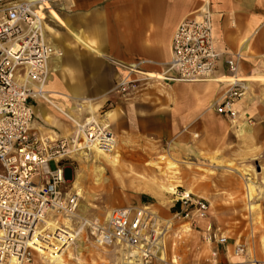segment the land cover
Wrapping results in <instances>:
<instances>
[{"label": "built area", "instance_id": "2783aa9c", "mask_svg": "<svg viewBox=\"0 0 264 264\" xmlns=\"http://www.w3.org/2000/svg\"><path fill=\"white\" fill-rule=\"evenodd\" d=\"M38 7L28 0H0V264H30L37 252L27 248L29 238L49 216L76 217L81 199L78 190L67 192L69 181L63 164L77 154L72 143L77 132L70 141L53 140L34 126L33 104H37L39 93L32 85L45 84L48 62L57 55L48 38L33 31ZM171 52L167 67L171 80L194 83L214 75L222 55L215 48L212 14L207 8L198 17L182 20L172 37ZM238 61V57L227 61L229 74L237 71ZM141 81L146 80L125 77L113 92L127 97L136 92ZM241 96L239 85L232 87L217 112L235 118ZM105 126L83 123L82 132L78 130L80 143L111 151L116 137L110 126ZM171 196L170 219L151 206H128L113 209L102 218L84 219L83 227L94 246L116 249L125 264H177L167 259L166 240L173 237L172 245L184 242L187 224L209 251L195 264H220V256L227 254L230 245L233 257H247V240L238 237L230 244L224 230L211 221V205L206 199L184 188H176ZM59 232L65 234L60 241L72 239L63 226L53 235ZM249 264L260 262L254 258Z\"/></svg>", "mask_w": 264, "mask_h": 264}, {"label": "rangeland", "instance_id": "374dc122", "mask_svg": "<svg viewBox=\"0 0 264 264\" xmlns=\"http://www.w3.org/2000/svg\"><path fill=\"white\" fill-rule=\"evenodd\" d=\"M70 1L72 0H69V4H67L65 0H61V5L56 7V11L66 21L67 14L71 19L77 17V9L73 6L74 3L72 7L68 6ZM61 32L58 30L55 36ZM66 42L74 44L70 39H67ZM61 48L64 52V57H73L72 54L77 52V47L74 50L67 51V49H63L64 45L62 44ZM261 61L255 68L257 72L264 73V56L261 57ZM125 77L126 74L124 76L119 74L116 83ZM171 84L168 82L141 81L137 83L136 92L127 97H122L112 90V95H115L118 99V105L113 103V101L107 104L106 102L98 103L97 116L99 118L103 119L109 112L115 114L114 117L108 120L106 125L110 126L117 139L118 143L115 150L120 155L119 160L121 163L120 166L113 169L102 162L96 165L86 163L76 154L71 159L63 162L67 168V179L69 181L67 183V192H73L77 189L81 191L76 217L73 218L74 230L78 231L79 228L83 227L84 221L81 220V217L84 219L102 218L113 209L128 206H151V209L159 213L164 219H170L173 214L171 208L173 197L171 195H166L163 198L154 197L143 193L144 185L142 181H144L143 179L150 181L153 177L159 178L166 165L159 164L161 169L156 170L154 167L147 166V164H155L159 162L158 157L167 155L169 143L173 141L176 143H190L196 147H193V149L200 155L201 160L198 162L193 159L192 162H196L197 165L190 167L179 164L178 171L180 174L178 183H175V185L179 184L180 187L178 188H184L187 191H191L194 195L212 202L211 221L224 230L226 236L230 239V244L238 237L245 238L249 243L248 255L245 259L252 261L256 258L259 262L264 263L262 243L264 239V198L258 201L253 200L251 204L255 209L249 210L250 204L247 198L245 181L239 175L248 173L258 184L262 183L264 176L261 174L264 168V84L244 83L239 85L242 95L248 94L252 101H243L244 97L241 96L236 102L237 116L235 118H228L217 112V108L224 98L221 95L219 103L213 111L218 117L215 122L217 125L216 129L222 135H213L208 138V143L203 140L201 134L198 139H194L193 135L188 133L192 129L182 134V127L177 128L176 121H168L172 127V135L164 137L161 141L149 138L142 144L140 138H128L125 135V129L130 127L131 121L126 116L128 114L130 116L135 107L145 105L148 101H157L159 98H164L166 101L164 104L166 106L165 112L170 110L169 107L174 106L171 102V98L174 95L170 87ZM225 91H227V88L223 89V93ZM33 106H37V104L34 103ZM242 114H244L243 117ZM77 116L74 115V117ZM79 117L82 120L81 122L85 123V118H88V115L86 112H82ZM36 120L45 128L42 134L53 140L59 139L56 138L54 133H51L52 131L59 138L67 139L68 141L75 137L74 124L64 117L58 119V124H63L64 127L62 125L61 127H51L45 125L37 118ZM244 122L252 127V133L240 136V125ZM211 144H213L212 147H217L214 151L208 152L201 148L210 147ZM174 148L178 151L177 147ZM96 166L104 168L102 177L108 178V183L105 184L102 181L96 183L95 179L98 176ZM51 167L54 168V163L51 164ZM228 168L232 169L233 172L229 171ZM76 175L80 176L77 185L73 183ZM221 182L232 183L235 187L234 190L231 192L222 191L218 185ZM86 194H96L97 200L92 203L85 202ZM220 206L225 209L223 211L218 210ZM186 227H190V225L187 224L183 230L186 231ZM63 228L66 229L64 226ZM66 231L74 234L68 229ZM183 236L184 242H181L180 245H172L175 242L173 237L166 240L168 261L173 260L177 264H195L202 261L209 254L208 249L201 245L198 233L192 231L184 233ZM78 246L82 249L80 262L77 263V261L65 255V264H117L119 256L122 260L120 252L116 249H100L94 246L87 228H84V233L80 234L79 238L74 241L69 252L74 253V249ZM198 247L201 248L199 249ZM34 255V260L30 264H43L38 254Z\"/></svg>", "mask_w": 264, "mask_h": 264}, {"label": "crops", "instance_id": "0c3cea01", "mask_svg": "<svg viewBox=\"0 0 264 264\" xmlns=\"http://www.w3.org/2000/svg\"><path fill=\"white\" fill-rule=\"evenodd\" d=\"M65 2L69 4V0ZM72 4L77 17L71 19L67 14V21L93 43L100 55L77 47L72 58H63L65 81L96 103L113 101L118 105V99L112 95L113 86L119 74H126L118 64H136L143 71L164 73L172 58L171 41L177 27L182 20L199 16L205 8L212 14L215 48L222 55L213 77L229 76L227 61L240 54L245 56H240L238 67L249 72L256 70L264 56V0H72L68 6ZM168 83H172L174 106L165 112L166 101L159 98L135 107L131 118L126 116L131 121L125 129L128 138H140L142 144L149 138L161 141L172 135L168 121H176L182 134L191 129V135L201 134L206 143L213 135H222L216 129L218 117L210 107L220 99L224 86L206 89L202 84ZM212 146L201 148L210 152L217 148ZM218 185L226 192L235 188L228 182ZM206 200L212 208L213 203ZM224 209L220 206L218 210ZM219 263L249 261L233 257L230 245Z\"/></svg>", "mask_w": 264, "mask_h": 264}, {"label": "bare ground", "instance_id": "6f19581e", "mask_svg": "<svg viewBox=\"0 0 264 264\" xmlns=\"http://www.w3.org/2000/svg\"><path fill=\"white\" fill-rule=\"evenodd\" d=\"M38 4L40 7L37 8L35 13L36 20L33 23V31L40 32L44 38H48V42L53 46V48L57 51V55L52 57L48 62V77L44 85H32V89L35 93H39L36 96L37 99V106L33 107L34 114L38 120H41L45 125L51 127H64L63 124H58V119L64 117L71 121L75 127V132H77V137L72 140V143L75 144V152L76 155L80 156L83 161L86 163H91L93 165L100 164V162L105 163L107 166L116 169L120 166V155L115 150L117 147V139L113 145V149L109 152L103 151L101 149L95 148V146H85L84 144L80 143V133L82 132V125L79 116L82 112H86L88 118H85L87 125L95 124L99 127L105 126L108 120L111 117H114L113 112L107 113L105 117L99 118L97 116V112L99 109V104L96 103L94 100H90L88 98L83 97L82 90L77 86H68L65 81V68H64V52L61 50V45H64L65 49L74 50L76 47H80L90 52H95L97 55H100L98 51L94 50V45L91 41L85 39L81 33L77 32V30L70 25L68 21H66L58 11H56V7L60 6L61 0H28ZM205 9H202V11ZM200 16V15H199ZM198 17V16H196ZM62 31L60 34H57V31ZM67 39H70L74 44L67 43ZM241 57H244L245 54H240ZM240 56H237L240 58ZM235 57V58H237ZM76 60L77 57L75 56ZM118 67L121 68L126 73V77L132 79H144L146 81H157V82H174V83H185L182 81H173L169 78L167 70L164 73H156L150 71H143L142 69L138 68L136 64H132L129 66L120 65ZM252 84V83H263L264 84V73L257 72L256 70L249 72L245 69L239 68L237 71L231 76H223L220 78H216L211 76L205 81H198L196 83H187V84H196V85H205L206 89H219L220 87L224 86L227 91H225L222 96H225L228 91L236 86L241 84ZM161 85V84H160ZM246 87V86H245ZM244 97L243 101L251 102L252 99L248 97V94H243ZM72 106H70V104ZM219 103V99L211 105L212 111L216 108V105ZM236 108V107H235ZM74 115H78L74 117ZM244 114H242V117ZM236 123V122H235ZM60 125V126H59ZM34 126L42 133L45 128L35 120ZM105 127H109L106 125ZM54 133L57 139L59 136L55 132ZM252 133V127L249 126L246 122L240 125L239 135L244 136L245 134ZM70 136V134H69ZM194 139H198V135L193 136ZM67 141V139H66ZM169 150L168 154L164 156L158 157L159 162L148 163L147 166L154 167L156 170H160L159 164H165L166 167L159 175V178L153 177L152 180L147 181L143 179L142 181L143 193L151 195V196H159L165 197L166 195H172L175 193L176 188L180 187L178 183V176L180 172L179 164H184L188 167L192 165H197L196 162H192L193 159L195 161H200L201 157L198 153H196L193 149L194 144H186V143H176L175 141L168 144ZM177 147V150L174 148ZM88 151V152H84ZM86 158V159H85ZM97 174L95 181L99 183H108V178L102 177L104 173V168L101 166H96ZM132 170V169H130ZM229 171L233 172L232 169L228 168ZM133 172V171H131ZM238 172V171H237ZM239 174V173H238ZM264 175V168L262 173ZM241 177L244 178L246 191H247V198L250 204L249 210H254V206L251 204L253 200L258 201L259 199L264 198V176L262 178V183H256L250 174H239ZM80 176L76 175L74 178V184L77 185ZM78 190V189H77ZM78 192L81 191L78 190ZM191 192V191H189ZM192 193V192H191ZM97 200L96 194H86L85 195V202L92 203ZM84 215V214H83ZM82 215V216H83ZM81 220L84 221V218L81 217ZM60 226L66 227L72 233H68L70 241H60L59 238L65 236L63 232L57 233L55 236L53 235L56 233L57 230L60 229ZM78 230V229H77ZM190 228L186 227V232H190ZM84 233V228H79L78 231L74 230L73 226V217L69 218H61V217H53L49 216L46 221L39 226L38 231L33 235V237L29 238L27 248L34 249L40 261L43 264H65L64 256L67 255L68 258L80 262V255L82 249L78 246L74 249V253H70L69 249L72 247L74 241L79 238L80 234ZM46 234H52L46 237ZM64 234V235H63ZM41 236V239H38ZM60 243H64L66 245H60ZM263 248H264V239L262 241ZM117 264H125L121 257L117 258ZM176 262V261H175Z\"/></svg>", "mask_w": 264, "mask_h": 264}]
</instances>
